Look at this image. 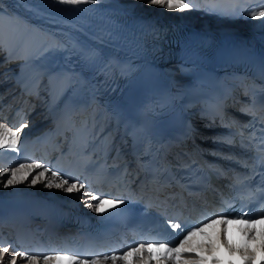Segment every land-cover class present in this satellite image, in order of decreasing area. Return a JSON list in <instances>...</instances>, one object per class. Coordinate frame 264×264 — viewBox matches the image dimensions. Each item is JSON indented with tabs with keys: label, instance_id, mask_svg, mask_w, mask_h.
<instances>
[{
	"label": "bare ground",
	"instance_id": "obj_1",
	"mask_svg": "<svg viewBox=\"0 0 264 264\" xmlns=\"http://www.w3.org/2000/svg\"><path fill=\"white\" fill-rule=\"evenodd\" d=\"M11 11L17 13L23 23L29 25V33H31L29 38L33 32L40 35L39 57L56 56V64L63 62L69 70H78L79 75L70 76L69 81L72 78L76 81L70 84L69 88L88 90L91 96L102 102L103 107L107 105L113 114L120 113L123 105L129 104L131 95L142 99L151 97L149 91L155 79L148 71L149 63L134 49L140 48L132 45V33L137 27L169 22L193 34L216 35L219 31L233 29V23H241L239 27L246 26L247 23L215 18L193 7L185 10H169L160 5H152L149 0H98L95 4L87 3L79 6L60 4L58 0H0V17L9 18L12 16L9 14ZM136 33L138 36L140 31ZM18 55V51L0 53L1 63L8 60L0 66V71L7 65L18 63L20 60ZM182 65V63L178 64L179 69L187 79L176 82L178 86L176 89L180 90L178 94L183 89L189 90V84L193 82V73L197 72L193 67L184 68ZM16 73L17 69L14 68L7 73H0L2 76L0 94H4L3 98L1 97L3 102L10 95L5 86L12 83L13 86L15 85ZM39 80H43V77ZM139 80L142 81L139 85L130 83L128 86L130 81ZM133 85L136 88H133ZM40 92L38 94H41ZM51 92L49 89L47 95L45 93L38 95L39 100H37L41 102L49 99ZM24 108L29 110V105H25ZM34 109L32 108L31 111ZM103 115L105 118L110 116L106 112ZM39 119V114H34L30 118L28 113L21 125L34 126ZM3 124L6 125L5 122ZM5 136L8 134L5 133ZM38 172L39 170L35 169L32 175ZM6 174L8 172L0 175V190L13 193L36 187L30 184L31 176L24 183L4 187L3 182L8 178ZM38 190L49 189L43 185Z\"/></svg>",
	"mask_w": 264,
	"mask_h": 264
},
{
	"label": "snow or ice",
	"instance_id": "obj_2",
	"mask_svg": "<svg viewBox=\"0 0 264 264\" xmlns=\"http://www.w3.org/2000/svg\"><path fill=\"white\" fill-rule=\"evenodd\" d=\"M98 0H58V3L71 5V6H79L82 4L97 3ZM149 3L152 5H160L162 7H166L169 10H185L194 7L193 0H149ZM251 16L253 19L256 18H264V0H259V6L257 10L251 12ZM264 23V20H262ZM59 50V48L57 49ZM82 55H87V53H81ZM26 125H21L16 129V132H19ZM0 149H10L17 150V143L19 137L16 135V132H13L11 128H6L5 124L0 123ZM5 133L9 134L11 137L6 138ZM262 146H264V141H262ZM42 168L40 163L31 164V163H21L18 167L10 169V175L7 180L4 182V187L15 186L25 181L29 180L31 176L30 184L35 186L37 183L42 181H46L44 183V187L51 189H61L65 193L72 194L76 192H81L86 188L84 182H81L77 178H72L65 174L61 176L59 171H51V169L44 168V170L39 171L36 175H32V172L35 169ZM51 171V179L46 176V172ZM0 175H4V173H0ZM111 194L104 192H92V191H83V196L88 197L84 201L87 208L94 210L97 213H104L109 209H118V205L126 204V201L122 197H114L109 199L108 197ZM89 200L95 201V203L88 202ZM230 214L227 212H221L215 215V217H208L205 222H199L188 229L186 225H182L181 223H173L169 222L172 230H181L180 235L182 238L176 240H168V239H160L155 238L152 240H146L139 243V246L133 245L127 252H124L122 255H96L94 258L92 256H88L87 258L82 259L81 253H72L70 255H61L57 254L55 256L44 254L42 257L39 255H28L27 259L30 261V264H38V261L42 258L45 264H48L51 260H67L69 264H101V260L104 261H112V264H116L117 260H122L125 264H131L129 261V257H138L142 253L147 252L148 260L156 259L157 262L161 258L171 259L174 264H204V260L202 257L186 255V253H191L196 251V248L190 244V240L197 233L205 234L204 229L211 227L215 223H219L223 225L222 231L224 233L227 232L226 225L233 222V220L228 219ZM237 222L243 225L240 228L241 233L248 237L249 240L255 238V224L257 222V218L255 216H249L246 214H242L241 216L235 218ZM186 233V234H185ZM251 234V235H250ZM260 235L264 238V229L261 230ZM226 246L228 247L229 252H233L239 250L240 247H243L245 253L248 251L247 243L244 245H232L230 242L224 241ZM171 245V246H170ZM261 247L264 248V243L261 244ZM200 251L205 252H214L215 248L209 242V245H199ZM9 252V248L4 247L2 251H0V260H3L6 253ZM18 256L24 257L26 253H17ZM244 259L250 260L254 259V256L244 255ZM10 264H17L16 258L13 257L10 261ZM145 264H148V261H145ZM219 264V261L216 262Z\"/></svg>",
	"mask_w": 264,
	"mask_h": 264
},
{
	"label": "rangeland",
	"instance_id": "obj_3",
	"mask_svg": "<svg viewBox=\"0 0 264 264\" xmlns=\"http://www.w3.org/2000/svg\"><path fill=\"white\" fill-rule=\"evenodd\" d=\"M3 183H4V182H3ZM3 183H2V184H3ZM36 185H37V184H36Z\"/></svg>",
	"mask_w": 264,
	"mask_h": 264
}]
</instances>
